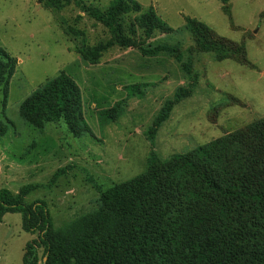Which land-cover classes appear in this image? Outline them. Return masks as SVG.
<instances>
[{
  "label": "rangeland",
  "instance_id": "374dc122",
  "mask_svg": "<svg viewBox=\"0 0 264 264\" xmlns=\"http://www.w3.org/2000/svg\"><path fill=\"white\" fill-rule=\"evenodd\" d=\"M137 1L143 8L152 5L172 29L157 33L154 41L177 43L186 57L192 44L186 18H196L218 35L243 43L250 62L217 60L212 51L194 54L198 78L192 94L173 107L154 138L153 150L160 158L189 151L264 116V0H230V16L221 0ZM66 27L83 35L74 37ZM83 37L94 45L109 33L74 3L57 10L41 0H0V46L17 60L7 100H0V188L16 193L22 185H36L25 201L44 200L55 228L96 208L100 191L146 169L151 145L145 131L165 100L189 82L167 54L144 56L131 47H110L90 64L78 53ZM60 71L81 89L87 127L80 135L63 121L34 128L18 114L21 101ZM129 84H137L140 92L127 98ZM110 108L118 110V117L100 123L98 112ZM60 168L63 173L51 183ZM33 238L36 234L22 229L19 212L5 213L0 264H23L25 244ZM38 255V264H43L42 247Z\"/></svg>",
  "mask_w": 264,
  "mask_h": 264
},
{
  "label": "trees",
  "instance_id": "16d2710c",
  "mask_svg": "<svg viewBox=\"0 0 264 264\" xmlns=\"http://www.w3.org/2000/svg\"><path fill=\"white\" fill-rule=\"evenodd\" d=\"M41 1L57 10L74 3L107 29L109 37L94 45L81 38L78 53L86 62L97 63L110 47H131L144 56L167 54L179 63L189 82L165 100L145 131L151 145L146 169L100 191V203L92 211L55 228L44 200L25 201L36 185H22L16 193L0 188V220L7 212H19L22 229L36 234L25 244L23 264H38L40 247L43 264H264V116L167 158L153 150L158 128L173 107L192 94L198 78L194 54L212 51L217 60L230 58L250 65L244 44L188 17L185 27L192 44L185 57L179 44L153 40L157 33L172 29L152 5L143 8L137 0H108L105 6L83 0ZM229 1L221 0L230 16ZM66 32L83 35L73 27H66ZM16 64V58L0 46L3 104ZM125 89L127 98L140 92L137 84ZM115 107L121 110L120 105ZM18 114L40 130L58 121L75 135L87 127L81 89L64 71L26 96ZM118 115L116 108L104 109L98 119L105 124ZM62 173L57 169L50 182Z\"/></svg>",
  "mask_w": 264,
  "mask_h": 264
}]
</instances>
